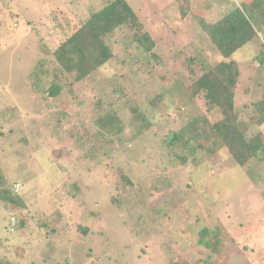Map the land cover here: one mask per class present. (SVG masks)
I'll use <instances>...</instances> for the list:
<instances>
[{
    "label": "rangeland",
    "instance_id": "rangeland-1",
    "mask_svg": "<svg viewBox=\"0 0 264 264\" xmlns=\"http://www.w3.org/2000/svg\"><path fill=\"white\" fill-rule=\"evenodd\" d=\"M111 1L0 0V167L25 204L0 202V264H264V193L255 185L263 163L242 168L219 146L174 167L163 145L202 110L190 101L195 77L186 67L198 77L202 61L220 59L202 23L250 0H193L186 19L176 0H127L157 58L143 54L125 28L109 38L111 62L51 98L54 51ZM257 14L258 37L228 60L240 66L236 109L247 138L262 131L253 105L264 99ZM193 58L199 62L190 64ZM114 86L128 91L118 102ZM159 94L166 101L155 112L147 105ZM108 97L123 123L110 143L95 114ZM133 109L153 123L139 138ZM218 227L228 234L215 253L199 245V232Z\"/></svg>",
    "mask_w": 264,
    "mask_h": 264
},
{
    "label": "trees",
    "instance_id": "trees-1",
    "mask_svg": "<svg viewBox=\"0 0 264 264\" xmlns=\"http://www.w3.org/2000/svg\"><path fill=\"white\" fill-rule=\"evenodd\" d=\"M181 19L192 14L193 0H176ZM244 5L229 9L215 20L203 22L202 27L206 35V42L213 52L220 58L214 64L202 61L199 65L200 74L195 76L191 66L186 67L194 80L187 86L191 102H201L202 110L197 116L176 131L172 137L163 141L164 148L170 156L169 165L177 167L185 165L189 160L194 161L199 156H207L212 150L222 146L234 160L245 168L251 161L263 163L264 168V132L259 131L247 138L242 128L240 114L236 109V90L240 80V66L230 60L235 53L243 49L248 43L258 37V28L252 18L254 14L261 17L260 27L264 29V0H250ZM254 13V14H253ZM129 28L133 33V40L145 55L157 58L153 53L156 43L145 30L144 22L135 13L127 0H114L102 9L92 14L87 21L77 24V28L70 37L58 46L53 57L59 66V74L49 87L47 94L57 99L64 91L72 86L81 84L93 76L99 69L112 61L114 52L109 45V38L116 32ZM256 60L264 66V45ZM193 58L190 64L198 63ZM35 85V83H34ZM125 87H113L110 96L116 97L117 102L126 97ZM110 98L108 97L107 102ZM166 98L159 94L148 101L153 111L161 112ZM106 102V103H107ZM105 103V104H106ZM100 105V104H99ZM97 106L96 125L108 143L123 129L121 119L115 113L116 100H112L105 108ZM254 111L257 115L255 125H264V99L256 102ZM131 126L134 138L141 137L153 129V123L146 113L133 109ZM252 176L253 173L251 172ZM255 180V177H252ZM125 187L132 186L128 176L123 175ZM261 181L256 187H264V170ZM0 202L25 208L23 200L17 195L0 167ZM87 233V228L79 227ZM223 227L216 230L204 228L199 232V245L215 253H220L223 239L227 237ZM4 264H13L6 262ZM176 264H188L187 262ZM196 264H209L197 262Z\"/></svg>",
    "mask_w": 264,
    "mask_h": 264
},
{
    "label": "crops",
    "instance_id": "crops-1",
    "mask_svg": "<svg viewBox=\"0 0 264 264\" xmlns=\"http://www.w3.org/2000/svg\"><path fill=\"white\" fill-rule=\"evenodd\" d=\"M262 131L264 132V125L261 127Z\"/></svg>",
    "mask_w": 264,
    "mask_h": 264
}]
</instances>
